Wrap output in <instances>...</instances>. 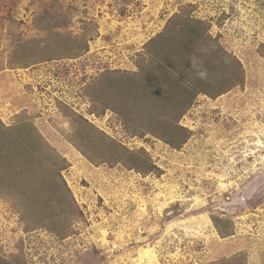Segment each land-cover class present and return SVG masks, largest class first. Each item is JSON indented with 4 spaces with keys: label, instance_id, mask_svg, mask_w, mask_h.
Segmentation results:
<instances>
[{
    "label": "rangeland",
    "instance_id": "rangeland-1",
    "mask_svg": "<svg viewBox=\"0 0 264 264\" xmlns=\"http://www.w3.org/2000/svg\"><path fill=\"white\" fill-rule=\"evenodd\" d=\"M177 14L205 23L243 70L241 85L196 98L179 150L131 136L86 96L104 71H137L144 44ZM66 111L143 150L160 173L92 163L70 142ZM21 116L65 159L81 214L65 238L26 231L0 198L2 263L264 264V0H0V122Z\"/></svg>",
    "mask_w": 264,
    "mask_h": 264
},
{
    "label": "trees",
    "instance_id": "trees-1",
    "mask_svg": "<svg viewBox=\"0 0 264 264\" xmlns=\"http://www.w3.org/2000/svg\"><path fill=\"white\" fill-rule=\"evenodd\" d=\"M206 27L178 14L170 18L164 31L144 44L137 71L109 70L97 76L86 93L92 113L113 111L131 136H151L181 149L191 133L179 121L196 98L216 99L243 81L240 63L217 44ZM205 48L209 55L201 52ZM193 56L203 59L207 81L195 78L190 64ZM66 112L74 125L70 142L92 163H121L144 175L160 173L143 150L130 151L103 134L94 136L95 129L86 120ZM19 118L11 127L0 122V198L14 202L26 231L42 227L65 238L81 214L62 177L68 165L27 117ZM96 152L102 157L99 162Z\"/></svg>",
    "mask_w": 264,
    "mask_h": 264
},
{
    "label": "clouds",
    "instance_id": "clouds-1",
    "mask_svg": "<svg viewBox=\"0 0 264 264\" xmlns=\"http://www.w3.org/2000/svg\"><path fill=\"white\" fill-rule=\"evenodd\" d=\"M203 55H209V49H202ZM191 68L195 70V78L201 81H207L209 79V72L206 67H204V61L199 56H193L190 60Z\"/></svg>",
    "mask_w": 264,
    "mask_h": 264
}]
</instances>
